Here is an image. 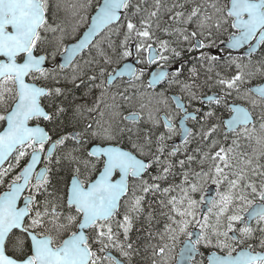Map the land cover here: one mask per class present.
I'll return each instance as SVG.
<instances>
[{"label": "snow or ice", "instance_id": "1", "mask_svg": "<svg viewBox=\"0 0 264 264\" xmlns=\"http://www.w3.org/2000/svg\"><path fill=\"white\" fill-rule=\"evenodd\" d=\"M0 264H264V0H0Z\"/></svg>", "mask_w": 264, "mask_h": 264}]
</instances>
